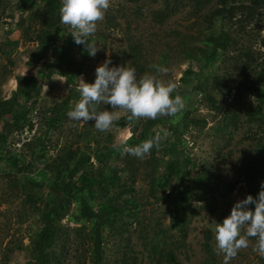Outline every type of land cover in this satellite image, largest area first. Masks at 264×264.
Masks as SVG:
<instances>
[{"label":"rangeland","instance_id":"rangeland-1","mask_svg":"<svg viewBox=\"0 0 264 264\" xmlns=\"http://www.w3.org/2000/svg\"><path fill=\"white\" fill-rule=\"evenodd\" d=\"M41 3L42 0H37V4ZM166 4L169 9L159 11ZM27 5V0H0V97L11 95L17 86L15 76L19 74L34 75L41 85L39 102L30 114L32 127L11 134L10 147L21 148L30 157L31 151L23 142L30 143L39 135L44 140L41 112L52 103L62 102L66 106L61 111V122L56 128L49 129L48 144L73 140L85 147L84 142L89 140L92 143L86 149L91 154L105 139L110 146L125 142L128 146L139 144L146 117L129 121L126 110L111 109L101 103L100 111L107 108L126 118L123 125L114 122L110 129L99 131L94 127L93 120L81 123L66 116L81 98V79L93 82L95 68L106 58L111 60L109 66L126 63L132 66V56L126 53L130 45L138 46L139 60L136 65H143L144 70L135 67L137 76L156 74L155 66L164 65L169 72L162 79L177 83L174 94L181 95L185 100L182 112L174 117L158 116L156 127H148L149 133L152 136L163 129L169 136L175 131L182 153L190 159L191 166L186 167L188 172L185 175L191 178L208 173L207 181L219 188H206L202 193L192 192L185 203L187 237L180 242L178 232L170 228L169 213V192L177 177L172 175L166 187L151 185L152 174L163 170L169 156L167 150L164 152L166 146L163 139L159 147H154L143 159L126 153L124 148L115 151L109 162L118 171L130 164L135 172L134 191L131 193L138 204L135 218L117 215L101 227L102 264H165L157 260L153 248L157 241L170 245L174 241L181 243L179 257L183 264H209L207 258L210 254L215 264H225L224 254L216 247L213 221H222L235 201L248 194L255 198L260 191L251 193L243 172L245 159L250 154H253V160L264 156V124L251 120L246 114L245 108L253 102V97L247 91L237 93L232 88L238 76L233 72L231 58L227 55L221 58L218 54L214 62L206 60L203 48H200L204 43L199 34L202 22L193 16L192 6L173 0H110L103 20L97 22V31L88 38L98 47L96 54L90 56L84 45L75 44L73 56L82 61L81 72L67 79L57 71L42 73L41 67L47 61L49 52L37 54L40 47L34 40L36 20L29 15ZM169 12L160 22V15ZM63 27L65 33L71 31L65 24ZM246 30L250 44L262 45L264 12L247 25ZM61 36L66 35L61 33ZM261 49L264 51V45ZM94 107L97 111V106ZM129 132L134 133L136 138L131 145L128 143ZM52 153H55L54 150ZM91 158L95 167L99 166L97 159L94 156ZM49 162L48 159L37 160L31 168L33 170L28 172L37 180L44 178V185L34 189L31 181H25L21 176L15 179L7 164L0 163V264H40L32 241L39 228V211L44 208L48 197L54 195L49 190L51 172L45 165ZM28 196L33 197L32 200ZM79 206L76 200L64 203V215L58 219L54 242L48 248V264H94L92 243L95 226L91 220L87 221L80 215ZM249 207L254 208V205ZM242 231H246V226ZM207 233L209 238H206ZM256 242L255 237H249L248 247L239 249L227 264H264V257L253 250Z\"/></svg>","mask_w":264,"mask_h":264},{"label":"trees","instance_id":"trees-1","mask_svg":"<svg viewBox=\"0 0 264 264\" xmlns=\"http://www.w3.org/2000/svg\"><path fill=\"white\" fill-rule=\"evenodd\" d=\"M173 1L191 5L193 16L201 20L202 28L199 34L204 43L200 48H203L202 51L208 62H214L218 54H221V58L225 55L231 58L233 72L238 76L232 88L237 93L247 91L253 97V102L245 108L246 114L251 120L264 124V51L261 49L264 45V37L262 45L253 46L248 42L249 37L246 30L247 25L264 12V0ZM27 3L26 9L32 19L36 20L37 25L34 39L38 41L40 47L37 54L45 55L47 51L49 52L47 61L41 67L42 73L57 71L67 79L78 75L81 72L82 61L73 56V46L76 43L69 32H64L60 19L61 1L42 0L39 5L37 0H27ZM168 9L169 6L166 4V7L159 11ZM170 13H162L159 17L160 22H163L162 20ZM61 33L66 36L62 37ZM24 34L27 36V33ZM138 53V46L130 45L126 54L132 56L131 65L143 71V65H136V61L139 60ZM15 78L17 86L11 95L0 97V163L3 161L7 164L9 170L16 176L15 179L21 176L25 181H31L34 189L36 186L44 185V178L37 180L28 175V172L33 170L31 168L36 165L37 160H50L45 165L51 172L49 190L54 193L48 197L44 208L39 211V228L32 241L34 253L40 264H48V248L54 242L58 219L64 215V203L76 200L80 205V215L87 221L91 220L95 226L92 256L94 264H102L101 227L117 215L134 218L136 216L135 207L138 202L135 195L131 193L134 191L135 172L129 167L130 164L118 171L116 166L109 162L113 158V153L123 149L125 144L110 146L109 141L105 139L100 147L96 146L92 154L86 149V146L92 143L89 140L84 142L85 147L79 141L73 140L64 141L62 144H48L49 129L56 128L61 122V111L66 106L65 102H62L55 105L52 103L49 108L41 112L44 140L42 135H39L30 140V143L23 142L31 151L30 157L21 148L19 150L11 148L12 143H10L9 136L15 131L32 127L30 114L35 111L41 93V85L36 76L19 74ZM96 106L99 112L100 104ZM183 117L186 118L185 115ZM124 118L126 116L120 117L115 123L125 124ZM156 124V119H145V127L141 131L139 143L151 136L148 127H156ZM78 136L77 133L76 140ZM135 139L132 133L128 140L129 145L134 143ZM163 142L166 146L164 152L166 153L167 150L169 156L163 170L158 174L157 171L152 174L151 185L166 187L172 175L177 177L176 184L169 192L170 228L175 229L179 234L180 242H184L187 237L185 203L189 201L192 192L202 193L206 188L218 189L219 187L207 181L208 173L191 178L185 175L188 172L186 167L191 166L190 159L182 153L181 142L175 131L164 138ZM53 150L55 153H52ZM91 156L97 159L99 166L95 167ZM247 158L243 172L244 179L250 185L251 193L256 194L261 182L264 181V156L262 159L253 160V154H250ZM152 159H155L153 155ZM25 181L22 180L23 184ZM29 197L32 200L33 197ZM208 233L206 238H209ZM160 242L157 241L153 245L158 262L183 264L179 257L181 243L177 244L174 241V244L170 245L171 243L160 244ZM205 246L209 252L207 242ZM207 259L209 264H215L211 254Z\"/></svg>","mask_w":264,"mask_h":264},{"label":"clouds","instance_id":"clouds-1","mask_svg":"<svg viewBox=\"0 0 264 264\" xmlns=\"http://www.w3.org/2000/svg\"><path fill=\"white\" fill-rule=\"evenodd\" d=\"M109 6L110 0H61V22L70 27L74 42L84 45L90 56L96 54L98 47L88 38L97 31V22L103 20ZM110 64L111 60L106 58L95 68L93 82L79 81L81 98L66 113L69 119L81 123L93 120L97 130L106 131L120 119V114L107 108L98 112L94 105L103 103L111 109H124L129 121L145 117H174L185 108L183 97L174 94L177 83L162 79L169 72L166 66L157 65L156 74L138 77L135 67L127 63ZM167 135V131L162 129L137 145L128 146L125 142L123 151L143 159L154 147H159ZM249 205H254V208ZM213 222L216 247L224 254L225 264L237 255L239 249L248 247L249 237L257 240L253 250L264 256V181L255 198L248 194L235 201L222 221ZM245 226L246 231H242Z\"/></svg>","mask_w":264,"mask_h":264}]
</instances>
